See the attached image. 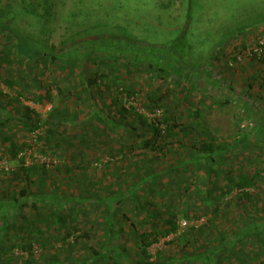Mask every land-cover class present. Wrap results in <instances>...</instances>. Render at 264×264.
Instances as JSON below:
<instances>
[{"label":"rangeland","instance_id":"374dc122","mask_svg":"<svg viewBox=\"0 0 264 264\" xmlns=\"http://www.w3.org/2000/svg\"><path fill=\"white\" fill-rule=\"evenodd\" d=\"M0 23V264H264V0H0Z\"/></svg>","mask_w":264,"mask_h":264},{"label":"trees","instance_id":"16d2710c","mask_svg":"<svg viewBox=\"0 0 264 264\" xmlns=\"http://www.w3.org/2000/svg\"><path fill=\"white\" fill-rule=\"evenodd\" d=\"M2 26V23H0V27ZM24 54H25V56L27 57V58H29V59H33V60H35V59H39V58H41L42 56V54L39 52L38 54H33V52H32V50H27V51H25L24 52ZM152 55V57H155V53L154 54H151ZM157 57H160V56H156V58ZM155 58V59H156ZM264 59V58H263ZM260 60V59H259ZM121 98H119V100H120ZM122 100V99H121ZM120 100V101H121ZM33 112V111H32ZM34 114H37V113H35V112H33ZM35 122L33 123V126H36V124L39 122L38 120H34ZM142 123H144V124H146V121L145 120H143L142 119ZM154 125V124H153ZM152 125V126H153ZM154 128V133H156V134H159V133H161V131L163 132V129L162 130H160L159 129V127H157L156 125L153 127ZM167 133V130H165V134ZM145 144H150V141L149 140H145ZM204 158L205 157H207L208 156V153L206 152V154L205 155H202ZM248 183L246 182V181H244V180H240V181H238L237 182V185L238 186H245V185H247ZM171 229H173L174 227H175V224L173 223V221H171ZM144 242H142V246H141V252H142V254L144 255V256H146L147 255V252H146V245H148L149 244V242H147V241H145V240H143Z\"/></svg>","mask_w":264,"mask_h":264},{"label":"built area","instance_id":"2783aa9c","mask_svg":"<svg viewBox=\"0 0 264 264\" xmlns=\"http://www.w3.org/2000/svg\"><path fill=\"white\" fill-rule=\"evenodd\" d=\"M243 57H252L254 59H261L264 56V38L259 39L251 48H249L243 55ZM237 59H241V56H237ZM123 101L126 102L128 105L132 104V102L127 98H123ZM158 113V112H156ZM2 164L0 162V168H2ZM7 169V168H6ZM185 225V222H183Z\"/></svg>","mask_w":264,"mask_h":264}]
</instances>
